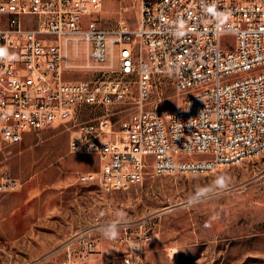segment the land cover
<instances>
[{"label": "built area", "instance_id": "1", "mask_svg": "<svg viewBox=\"0 0 264 264\" xmlns=\"http://www.w3.org/2000/svg\"><path fill=\"white\" fill-rule=\"evenodd\" d=\"M137 5L131 28L125 20L103 25V0H0V152L26 133L77 127L70 152L100 162L80 172L78 183L104 191L198 167L208 173L264 153V0ZM227 34L233 45L223 44ZM82 44L85 66L75 60ZM77 66L98 68L97 76L69 77ZM156 80L176 90L169 111L160 107V91L145 107ZM122 102L134 105L120 130L106 116L79 122L89 107ZM4 179L0 192L11 187ZM124 264L142 263L128 255Z\"/></svg>", "mask_w": 264, "mask_h": 264}, {"label": "rangeland", "instance_id": "2", "mask_svg": "<svg viewBox=\"0 0 264 264\" xmlns=\"http://www.w3.org/2000/svg\"><path fill=\"white\" fill-rule=\"evenodd\" d=\"M137 17V0H103V25L112 27L125 20L135 28ZM234 43L233 35L223 37L224 45ZM80 49L75 60L85 66L87 46ZM97 69L77 66L69 77L91 79ZM154 89L145 107L154 105L159 91L165 95L161 108L169 111L176 106L178 98L170 82L161 86L156 80ZM133 105L89 107L79 122L106 116L120 130ZM139 107L143 102H136ZM52 140L58 154H63L70 134H57ZM11 146L0 152L2 159L15 154ZM83 157L70 154L60 165L70 172L81 167ZM63 190L61 212L49 220L54 241L32 242L31 253L20 246L0 247V264H124L128 255L142 264H264V153L208 173L149 177L127 190L104 191L78 182ZM113 222L118 236L107 239L103 229Z\"/></svg>", "mask_w": 264, "mask_h": 264}, {"label": "crops", "instance_id": "3", "mask_svg": "<svg viewBox=\"0 0 264 264\" xmlns=\"http://www.w3.org/2000/svg\"><path fill=\"white\" fill-rule=\"evenodd\" d=\"M61 133H69L71 140L77 130L52 127L26 133L21 142L12 144L15 154L10 159L0 156V176L11 183L8 191L0 192V247L20 246L31 253L32 242L52 243L49 222L61 212L66 194L63 189L77 183L80 172L99 169L97 156L82 155L81 167L67 172L60 161L72 154L70 140L60 151L63 154H58L52 140Z\"/></svg>", "mask_w": 264, "mask_h": 264}, {"label": "clouds", "instance_id": "4", "mask_svg": "<svg viewBox=\"0 0 264 264\" xmlns=\"http://www.w3.org/2000/svg\"><path fill=\"white\" fill-rule=\"evenodd\" d=\"M219 183H223V179H221L219 181ZM103 235L105 236V238L107 239H115L118 236V226L117 223L113 222L109 225H107L104 229H103Z\"/></svg>", "mask_w": 264, "mask_h": 264}, {"label": "bare ground", "instance_id": "5", "mask_svg": "<svg viewBox=\"0 0 264 264\" xmlns=\"http://www.w3.org/2000/svg\"><path fill=\"white\" fill-rule=\"evenodd\" d=\"M131 40H140V33H131ZM136 110H143V107H139ZM205 173V167L196 168V174Z\"/></svg>", "mask_w": 264, "mask_h": 264}]
</instances>
